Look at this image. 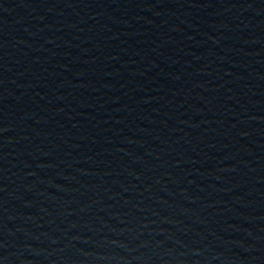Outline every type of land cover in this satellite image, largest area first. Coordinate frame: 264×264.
Here are the masks:
<instances>
[{
	"label": "water",
	"instance_id": "1",
	"mask_svg": "<svg viewBox=\"0 0 264 264\" xmlns=\"http://www.w3.org/2000/svg\"><path fill=\"white\" fill-rule=\"evenodd\" d=\"M0 264H264V0H0Z\"/></svg>",
	"mask_w": 264,
	"mask_h": 264
}]
</instances>
